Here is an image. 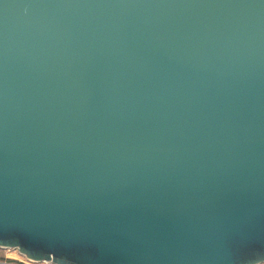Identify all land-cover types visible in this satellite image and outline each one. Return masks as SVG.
Segmentation results:
<instances>
[{"label":"water","instance_id":"95a60500","mask_svg":"<svg viewBox=\"0 0 264 264\" xmlns=\"http://www.w3.org/2000/svg\"><path fill=\"white\" fill-rule=\"evenodd\" d=\"M0 248L264 263V2L0 0Z\"/></svg>","mask_w":264,"mask_h":264},{"label":"rangeland","instance_id":"374dc122","mask_svg":"<svg viewBox=\"0 0 264 264\" xmlns=\"http://www.w3.org/2000/svg\"><path fill=\"white\" fill-rule=\"evenodd\" d=\"M4 254H7L8 256L14 257V258H17V259L26 260V261H28L31 264H50V263L45 262V261H39V262L38 261H29L26 257L22 256L19 252H17L14 249L0 248V255H4ZM262 264H264V263H262Z\"/></svg>","mask_w":264,"mask_h":264},{"label":"built area","instance_id":"2783aa9c","mask_svg":"<svg viewBox=\"0 0 264 264\" xmlns=\"http://www.w3.org/2000/svg\"><path fill=\"white\" fill-rule=\"evenodd\" d=\"M29 261H32V260H29ZM0 264H31V263L23 259H17L14 257H10L6 254L5 256H0Z\"/></svg>","mask_w":264,"mask_h":264},{"label":"crops","instance_id":"0c3cea01","mask_svg":"<svg viewBox=\"0 0 264 264\" xmlns=\"http://www.w3.org/2000/svg\"><path fill=\"white\" fill-rule=\"evenodd\" d=\"M6 254H4V255H0V256H5Z\"/></svg>","mask_w":264,"mask_h":264},{"label":"bare ground","instance_id":"6f19581e","mask_svg":"<svg viewBox=\"0 0 264 264\" xmlns=\"http://www.w3.org/2000/svg\"><path fill=\"white\" fill-rule=\"evenodd\" d=\"M15 250V249H14ZM17 251V250H16ZM18 252V251H17ZM23 256V255H22ZM25 257V256H24Z\"/></svg>","mask_w":264,"mask_h":264},{"label":"snow or ice","instance_id":"6c2138e0","mask_svg":"<svg viewBox=\"0 0 264 264\" xmlns=\"http://www.w3.org/2000/svg\"><path fill=\"white\" fill-rule=\"evenodd\" d=\"M262 2H264V0H262Z\"/></svg>","mask_w":264,"mask_h":264}]
</instances>
